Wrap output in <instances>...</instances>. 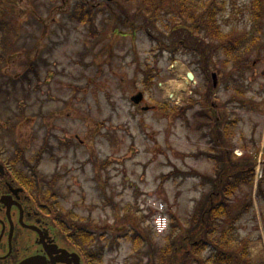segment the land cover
Returning a JSON list of instances; mask_svg holds the SVG:
<instances>
[{
	"label": "rangeland",
	"instance_id": "rangeland-1",
	"mask_svg": "<svg viewBox=\"0 0 264 264\" xmlns=\"http://www.w3.org/2000/svg\"><path fill=\"white\" fill-rule=\"evenodd\" d=\"M75 1L0 0V20L13 24L0 64L2 150L12 157L23 149L20 158L37 167L35 179L45 178L43 193L55 196L52 209L58 201L66 216L69 210L77 214L75 221L93 219L86 222L89 229L105 235L93 246L103 247L102 264H151L155 255L144 253L151 245L157 251L165 245L171 215L183 232L196 202L210 189L192 173L213 174L216 162L207 155L220 150L216 127L224 130L233 160L246 158L254 168L253 188L242 186L233 197V216L253 202L237 227L241 237L250 238L253 264H264V24L261 43L251 54L256 66L242 80L247 94L237 95L244 101L229 103L236 95L226 89L227 77L212 67L209 81L213 73L219 80L207 107L208 80L191 56L173 60L144 31L121 25L125 4L119 0H87L106 12L96 20L100 35L91 40L86 27L66 21L64 13ZM251 2L227 0L220 15L224 31H250ZM111 14H116L112 20ZM217 59L223 69L224 58ZM151 72L154 82L147 87L145 76ZM188 72L195 83L187 82ZM139 91L145 97L141 106L149 110L131 101ZM163 102L179 110L164 111ZM233 120L236 124H227ZM61 141L70 144L59 150ZM44 147L50 149L38 162ZM175 170L190 175L163 178ZM56 175L60 179L49 184ZM163 215L169 224L160 234L155 227ZM133 232L150 245L136 251Z\"/></svg>",
	"mask_w": 264,
	"mask_h": 264
},
{
	"label": "trees",
	"instance_id": "trees-1",
	"mask_svg": "<svg viewBox=\"0 0 264 264\" xmlns=\"http://www.w3.org/2000/svg\"><path fill=\"white\" fill-rule=\"evenodd\" d=\"M119 1L125 4L122 5L121 14L118 16L121 25L131 26L135 32L144 31L155 43L157 50L162 53L167 52L173 60L178 55L192 57L197 70L208 80L204 95L205 106L211 105V96L214 91L213 84L209 81L212 67L220 69L218 72L223 79L227 77L225 87L236 95L229 100V103L236 100L242 101L237 98V95L245 97L247 94L248 87L242 80L254 70L256 61L251 59V54L262 40L264 0H251L248 6L251 29L244 33H237L236 29L227 32L222 28L220 15L226 10L227 0ZM105 13V10L87 0H76L71 9L64 14L67 22L86 27L89 30L90 39L93 40L100 35L96 20ZM114 15L116 14L110 15V20ZM12 25L4 19L0 20V32L3 33L0 46L1 66L5 62L4 55L9 45ZM217 57L224 58L223 69L218 68ZM33 71H36L35 66ZM154 76L152 72L146 73L144 83L147 87L152 86ZM1 77L3 75L0 79ZM18 79L20 77L15 80ZM25 80H28L27 76ZM5 92L9 93V91ZM1 93H3V87H0ZM160 106L164 111H171V113L179 110L168 102L160 103ZM204 116L209 117L208 112L205 111ZM236 121H228L227 124H236ZM209 123L211 124L210 121ZM223 131L216 127L214 142L220 150L210 156L207 155L210 160L216 162L213 174H202L196 170L192 173L193 176L195 173L201 178L203 186H211L210 189L204 191V196L196 202L183 232L179 230L175 217L171 215L172 222L170 231L165 237V245L159 247L158 251L151 245L150 251L144 253L150 257L155 255L156 260L151 264H253L249 250L250 238L241 237L237 227V223L245 213H249L252 209L253 202H248L242 211L233 216L235 208L233 197L242 186L253 188L254 168L246 158H241V162L233 160V151L227 147L228 140L224 138ZM67 144H70V141L59 142L60 149ZM45 151L46 147L39 151L38 162ZM18 156L23 157V149L18 150ZM33 169L35 174L38 173L36 166ZM188 175L190 173L187 171L175 170L163 175V178L171 179ZM60 177V175L54 176L51 185H55ZM39 181L44 183L45 178L41 177ZM258 187V191L262 192L260 183ZM102 193L105 197L107 196L105 190H102ZM76 215L74 211L69 210V216L73 220L77 217ZM79 221L80 225L77 224V220L73 221L70 228L66 230H69L75 238V243L88 264H102L103 247L96 250L93 246L96 242L98 244L101 238H105V235H97L89 229V224L94 222L91 217H81ZM131 239L136 251H142L143 245L144 247L150 245L137 232H133ZM207 251L210 253L205 257L204 254Z\"/></svg>",
	"mask_w": 264,
	"mask_h": 264
},
{
	"label": "flooded vegetation",
	"instance_id": "flooded-vegetation-1",
	"mask_svg": "<svg viewBox=\"0 0 264 264\" xmlns=\"http://www.w3.org/2000/svg\"><path fill=\"white\" fill-rule=\"evenodd\" d=\"M218 80L217 77V85ZM212 84L215 89L213 78ZM172 107L179 106L172 104ZM58 146L62 150L59 143ZM3 150L0 145V264H20L34 255L51 259L61 254L60 249L77 252L82 258L75 238L66 230L75 220L65 215L58 201L53 203L52 209L50 204L55 196L43 193L41 181L35 179L29 162L20 158L16 151L11 157ZM53 180L54 176L49 184ZM77 224L80 225V221Z\"/></svg>",
	"mask_w": 264,
	"mask_h": 264
},
{
	"label": "water",
	"instance_id": "water-1",
	"mask_svg": "<svg viewBox=\"0 0 264 264\" xmlns=\"http://www.w3.org/2000/svg\"><path fill=\"white\" fill-rule=\"evenodd\" d=\"M187 77L188 79H191V80L195 79V75L193 72H188ZM213 79L215 80V84H216V79H217L216 73L213 74ZM143 99H144V93L142 91L138 92L137 94L131 97V101L136 105L141 104ZM147 109L148 107H144V110H147ZM48 251L52 252L50 250ZM59 252H61V254H59V256H56V257L52 256V254L49 253L52 256L51 259H48L47 257L41 256V255H34V256L28 257L20 264H57L58 262H63L65 264H83L81 256L77 252H70L67 249L65 250L60 249Z\"/></svg>",
	"mask_w": 264,
	"mask_h": 264
},
{
	"label": "bare ground",
	"instance_id": "bare-ground-1",
	"mask_svg": "<svg viewBox=\"0 0 264 264\" xmlns=\"http://www.w3.org/2000/svg\"><path fill=\"white\" fill-rule=\"evenodd\" d=\"M192 82H193V83H195V79H194V80H192ZM180 86H181V85H179V87H180ZM181 90H183V89H181Z\"/></svg>",
	"mask_w": 264,
	"mask_h": 264
},
{
	"label": "built area",
	"instance_id": "built-area-1",
	"mask_svg": "<svg viewBox=\"0 0 264 264\" xmlns=\"http://www.w3.org/2000/svg\"><path fill=\"white\" fill-rule=\"evenodd\" d=\"M162 229V228H161Z\"/></svg>",
	"mask_w": 264,
	"mask_h": 264
}]
</instances>
